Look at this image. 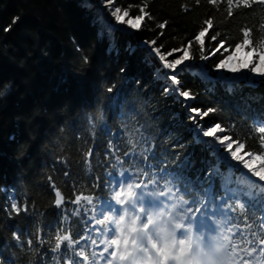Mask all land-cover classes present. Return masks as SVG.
<instances>
[{
  "label": "snow or ice",
  "instance_id": "snow-or-ice-1",
  "mask_svg": "<svg viewBox=\"0 0 264 264\" xmlns=\"http://www.w3.org/2000/svg\"><path fill=\"white\" fill-rule=\"evenodd\" d=\"M99 3L112 23L105 27L104 21L97 18L93 25L100 23L98 37L108 39L109 53L119 54L117 32L131 36L152 31L147 26L149 21L160 30L156 38L140 44L148 48L159 63L158 71L163 73L166 82L164 93L188 108L194 143L204 144L209 150L210 159L202 161L208 165L207 171L203 179L199 174L193 179L188 174L192 167L190 155L177 163L179 153L169 167L168 161L155 150L157 136L146 134L153 126L140 123L134 107L125 110L124 105L118 103L120 92L111 98L107 109L119 121V130L113 131L106 109L100 106L97 98L96 110L85 109L76 123L88 130L94 144L98 125L102 133L116 140L115 144L113 139L108 140L103 162L99 161L97 153L98 166L105 168L103 184L100 177L92 173L93 148L89 147L84 153L83 163L92 177L91 187L102 195L73 191L74 199L71 196L66 199L52 176H48L49 187L55 194L53 207L57 209V216L51 221L40 222L35 203L30 205L26 195H16L11 186L0 189L8 195L3 211L10 219L24 213L34 221V231L17 227L12 232L16 247L24 250L27 246L33 251L34 236L35 248H42L47 243L46 237L54 232V245L50 246L52 264H264V114L249 125L251 135L248 137L242 138L236 133L234 123L224 127L216 122L205 127L201 121L218 109L191 107L188 102L194 100L196 94L183 88L180 79L185 72L199 67L201 79L212 84L208 90H215V78L205 65L195 63L194 44L198 46L200 61L206 62L218 53L223 57L214 65L218 73H245L240 78L247 79L250 85L254 78L264 77V33L260 32L264 22L242 27V39L234 45L229 43L227 36L218 39L220 32L216 31L210 36L215 47L206 48V39L216 27L215 16L209 15L187 43L166 48L163 43L158 44V40L164 37L169 21L156 22L151 10L152 0L127 4L119 0H99ZM200 3L201 0H195V5ZM207 3L217 11L222 4L226 5L227 19L240 15L242 10L256 11L254 6H264V0H207ZM182 10L187 13L193 9L184 5ZM19 19L14 17L4 31L10 32ZM125 50L133 55L137 49L128 44ZM84 62L88 63L87 57ZM115 87L112 85L106 91L112 93ZM226 91L231 93L232 86ZM229 131L232 134H226ZM76 138L80 139L79 133ZM122 139L125 140L123 145ZM248 139L256 140L257 152L245 151ZM150 157L155 163L150 162ZM57 162L67 169V159ZM62 176L72 189L77 187L78 182L71 178L69 170H64ZM217 183L219 192L216 191ZM249 208H258L262 213L255 217V227L249 222ZM73 218L87 224L82 231L77 230L75 239ZM37 254L40 264H47L46 254Z\"/></svg>",
  "mask_w": 264,
  "mask_h": 264
},
{
  "label": "trees",
  "instance_id": "trees-1",
  "mask_svg": "<svg viewBox=\"0 0 264 264\" xmlns=\"http://www.w3.org/2000/svg\"><path fill=\"white\" fill-rule=\"evenodd\" d=\"M119 2L127 4L136 0ZM184 5L193 10L184 12ZM254 7L256 11L242 10L240 15L231 19L226 18V5L222 4L217 11L207 0H201L199 6L195 5V0H152L151 10L157 23L169 21L164 37L158 40V44L163 43L166 48L187 43L199 30L203 19L215 16L216 27L206 39V48H213L215 42L210 36L216 31L220 32L218 39L227 36L229 43L234 45L242 39V27L264 22V6ZM90 11L81 0H0V93H4L0 95V189L11 186L16 195H26L30 205L35 203L36 217L40 222L51 221L57 216V209L53 207L55 194L49 187L48 176H52L66 199L70 196L74 199L73 191L102 195L91 187L92 177L83 163L84 153L89 147L93 148L92 173L99 176L103 184L105 168L98 166L97 153L99 161L103 162L107 142L113 138L102 133L98 125L94 144L88 130L76 123L85 109L96 110L97 98L100 106L106 109L113 131H118L119 121L107 109L112 103L111 98L120 92L118 103L123 104L125 110L134 107L140 123L153 126L146 134L157 136L155 150L168 161L169 167L179 153L177 163L190 155L192 167L188 174L193 179L197 174L203 179L208 168L202 161L210 159L209 150L204 144L194 143L188 108L164 93L166 82L154 77L158 61L148 48L139 44L157 37L160 30L155 23L147 22L152 31L131 36L117 32V55L115 51L108 52L106 37H98L97 24L93 25ZM14 17H19V21L10 32H5ZM260 32L264 33V29ZM128 44L136 47L135 54L130 55L125 50ZM198 51L194 44L192 52L197 64L200 63ZM85 57L88 63L84 62ZM222 58L218 53L204 61L211 76L219 77L223 72L214 69L215 63ZM148 59L154 64L149 65ZM180 79L183 88L196 94V98L188 102L191 107L218 109L201 121L205 127L216 122L224 127L234 123L236 133L242 138L248 137L251 135L249 125L264 114V81L251 86L240 80L229 93L226 91L228 86L223 89L220 80H215L214 92L209 91L211 82L202 80L196 73L185 72ZM112 85L116 87L108 93L106 89ZM77 133L80 139L76 138ZM12 136L16 139L11 140ZM113 143H116L115 139ZM120 143L123 145L125 140ZM245 151H258L255 139L247 140ZM62 159H67V169L57 162ZM149 159L155 163L151 157ZM125 166H128L127 161ZM64 170H69L71 178L78 182L75 189L62 176ZM216 191L219 192L218 183ZM7 202V193L0 191V261L3 264H10V261L14 264H28L29 261L40 264L39 252L46 254L47 264H52L50 246L54 245V232L46 237L47 243L42 248H35L34 236L33 251L27 246L24 250L17 248L12 232L17 227L34 231V221L24 213L10 219L3 211ZM40 213L44 216L41 217ZM247 214L249 222L254 223L255 217L262 213L258 208H249ZM84 227L87 224L73 218L74 239L77 230L82 231Z\"/></svg>",
  "mask_w": 264,
  "mask_h": 264
},
{
  "label": "rangeland",
  "instance_id": "rangeland-1",
  "mask_svg": "<svg viewBox=\"0 0 264 264\" xmlns=\"http://www.w3.org/2000/svg\"><path fill=\"white\" fill-rule=\"evenodd\" d=\"M81 2H82V5H85L87 9H89V10L91 9V11L89 13V17L93 21L96 20L97 18H100V19H102L104 21V26L105 27L112 23L111 18L107 16V13L100 6L99 0H81ZM100 28H101L100 23H97V30L99 31ZM140 42H139V44H140ZM140 46H141V44H140ZM241 55H243V53H241ZM150 60L151 59H148V61H147L148 64L149 65H153L154 64L153 61L152 60L150 61ZM189 63H192V62H189ZM197 65H204V61H200V63H198ZM158 70H159V66L155 67L154 77L160 78L161 80H163V73L159 72ZM189 72L197 74V73L200 72V69H198V68L191 69ZM243 75H245V73H237V74H233V73H229V72L226 73V74L224 72L220 73L219 80H220L222 88L224 86H229V85H231L232 88H233V85L235 83H239L240 80L245 81V83H246V81L249 82L247 79H241L240 78ZM263 81H264V77H258V78H254L252 80L253 83H259V84L261 82H263ZM209 86L212 87V84L210 83ZM248 179H252V178L248 177Z\"/></svg>",
  "mask_w": 264,
  "mask_h": 264
},
{
  "label": "bare ground",
  "instance_id": "bare-ground-1",
  "mask_svg": "<svg viewBox=\"0 0 264 264\" xmlns=\"http://www.w3.org/2000/svg\"><path fill=\"white\" fill-rule=\"evenodd\" d=\"M91 10V9H90ZM117 34V33H116ZM115 34V35H116ZM136 48V47H135ZM148 52H149V50H148ZM150 53V52H149ZM198 69H199V67H198ZM198 74V73H197ZM213 78H215V80H219V77H214V76H212Z\"/></svg>",
  "mask_w": 264,
  "mask_h": 264
}]
</instances>
